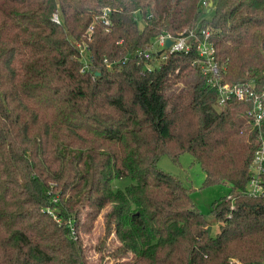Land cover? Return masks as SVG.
<instances>
[{
    "label": "trees",
    "instance_id": "trees-1",
    "mask_svg": "<svg viewBox=\"0 0 264 264\" xmlns=\"http://www.w3.org/2000/svg\"><path fill=\"white\" fill-rule=\"evenodd\" d=\"M209 7L0 0V264H90L78 235L88 207L91 221L109 207L101 244L114 231L112 255H132L126 264L264 261V194L246 193L261 142L247 117L253 103L234 97L219 107L195 52L153 68L135 55L162 33L209 26L224 82L261 92L264 0H218L207 20ZM104 8L109 29L95 20ZM184 152L205 185L230 188L212 205L215 236L189 188L158 167L163 154L178 162Z\"/></svg>",
    "mask_w": 264,
    "mask_h": 264
},
{
    "label": "built area",
    "instance_id": "built-area-1",
    "mask_svg": "<svg viewBox=\"0 0 264 264\" xmlns=\"http://www.w3.org/2000/svg\"><path fill=\"white\" fill-rule=\"evenodd\" d=\"M203 7H209L208 0H202ZM110 8H104L95 15V20H99L110 28L112 23ZM54 19L59 21L58 14H54ZM94 24V23H93ZM91 24L88 32L91 33L94 25ZM167 39H171L172 43L167 45ZM80 49V54L84 60L86 67L87 46L85 43L77 44ZM195 52L196 58L192 61L193 65H198L203 74L209 75L208 81L219 91L218 106L223 107L227 101L236 98L241 101H251L253 107L248 110L247 117L252 121L254 127L260 131V148L256 151L251 164V179L248 183L246 193L250 196H259L264 194V89L256 93L253 83L232 84L224 82L225 67L221 66L216 59V47L211 41V30L209 26L198 27L185 30L177 35L171 33H162L158 35L151 43L146 46L145 50H138L136 56L144 57L145 60H152L148 63L149 68L155 66L154 62L158 61L160 66L172 54L184 53L189 54ZM127 59V57H126ZM125 59V60H126ZM106 65L110 66L108 58L104 59ZM253 85V86H252ZM227 264H243L239 260H231ZM253 264H264V262H254Z\"/></svg>",
    "mask_w": 264,
    "mask_h": 264
},
{
    "label": "rangeland",
    "instance_id": "rangeland-1",
    "mask_svg": "<svg viewBox=\"0 0 264 264\" xmlns=\"http://www.w3.org/2000/svg\"><path fill=\"white\" fill-rule=\"evenodd\" d=\"M217 1L213 0V5L206 9L204 19L211 20L213 18ZM84 53L86 54V52ZM154 64L158 65V61H155ZM181 86L182 83H179L175 88ZM158 167L180 178L182 183L189 188L195 205L206 215L209 226H211V234L215 236L220 231V222L211 214L212 205L215 200L230 192L229 186L226 184L205 185L206 174L190 152L182 153L178 162L174 161L170 155L163 154L158 162ZM123 186H125V183ZM108 209L109 207L102 210L97 218L92 221L90 218L91 213L88 214L89 211L93 210L92 207L86 208L81 215L82 220L78 235L81 238L83 250L90 264H126L133 258L132 255L123 257L112 255V251L120 244L114 231L105 240L104 245L101 244V241L104 240L105 231L104 213ZM90 224L92 225L87 230L86 226Z\"/></svg>",
    "mask_w": 264,
    "mask_h": 264
},
{
    "label": "water",
    "instance_id": "water-1",
    "mask_svg": "<svg viewBox=\"0 0 264 264\" xmlns=\"http://www.w3.org/2000/svg\"><path fill=\"white\" fill-rule=\"evenodd\" d=\"M213 5V2L210 3V7ZM172 43L171 39H167V45H170ZM208 233H211V226L208 227Z\"/></svg>",
    "mask_w": 264,
    "mask_h": 264
}]
</instances>
